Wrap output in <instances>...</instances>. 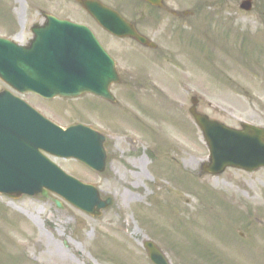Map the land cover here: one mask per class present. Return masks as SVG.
<instances>
[{"label":"rangeland","instance_id":"obj_1","mask_svg":"<svg viewBox=\"0 0 264 264\" xmlns=\"http://www.w3.org/2000/svg\"><path fill=\"white\" fill-rule=\"evenodd\" d=\"M40 9L90 21L74 0H0V15L22 41L23 25L40 20ZM122 13L132 19L128 9ZM231 16L232 23L226 22ZM207 18L200 25L167 19L157 28H140L156 50L105 38L121 76L111 86L121 99L113 107L88 95L73 100L27 95L60 125L76 117L108 134L101 173L76 160L49 157L112 201L91 216L50 191L0 196V264H150L142 246L147 239L171 264H264V230L253 227L248 236L240 224L246 217L247 224L254 223L252 218L264 223V169L250 173L229 167L219 175L199 174L208 149L188 113L195 95L197 111L209 119L234 128L241 122L264 127V22L256 21L254 12L233 8L232 14L217 10ZM0 26L4 32L5 22ZM123 100L143 108L138 111L142 120L117 115L114 107L126 104ZM190 158L194 162L185 164ZM238 232L243 239L246 234V241L238 240Z\"/></svg>","mask_w":264,"mask_h":264},{"label":"water","instance_id":"obj_2","mask_svg":"<svg viewBox=\"0 0 264 264\" xmlns=\"http://www.w3.org/2000/svg\"><path fill=\"white\" fill-rule=\"evenodd\" d=\"M79 2L108 31L115 34L124 31L140 43L154 46L98 2ZM47 19L55 21L52 17ZM59 29H71L72 33L66 34ZM32 31L35 35L28 48L0 40L2 79L20 90H29L46 98L72 97L84 92L109 98L107 86L117 80L113 64L109 60L107 64L90 69L88 48L93 41L84 28L46 25L32 28ZM66 45L70 46V51L64 49ZM191 103L189 111L209 149V161L201 165V171L219 174L226 166L248 171L264 167V130L248 124H242L241 130L228 128L196 113L195 98H191ZM0 122L10 131L8 135L0 128V192L18 196L23 193L38 195L50 190L91 214H98L110 203V199L100 200L95 188L64 175L39 152L41 149L60 157H73L101 172L106 159L103 136L80 126L63 131L9 95L0 97ZM145 246L153 263L168 264L151 242H146Z\"/></svg>","mask_w":264,"mask_h":264},{"label":"flooded vegetation","instance_id":"obj_3","mask_svg":"<svg viewBox=\"0 0 264 264\" xmlns=\"http://www.w3.org/2000/svg\"><path fill=\"white\" fill-rule=\"evenodd\" d=\"M107 1L106 2L112 5L111 7L118 12H123L124 9H128L132 16V19H129V21L137 30L147 27L157 28L161 24H165V20L167 19V17L173 18L174 21L183 20L182 22L189 23V21H187L186 19L193 16L194 13H196V10L200 12V10H203L204 7L223 9L228 13H232V7H237L238 12L243 13V11L239 9V5L243 0H158V3L156 5L150 4L145 0H131L128 2V5L123 3L124 0ZM190 3L192 4V10L184 8V6H187ZM251 12H254L256 21L261 22L262 20H264V0H250V12L248 13ZM3 19L5 18L0 15V25H3V23L5 22ZM44 23L45 22L43 20L39 21L40 25H43ZM24 29V32L27 36L29 32L28 26H24ZM96 29L98 28H92L102 47L106 49L111 55H113L114 53L111 52L106 46L105 38H110L116 41H123L124 38H118L116 36L110 35L103 30L101 32L105 34V36H99ZM13 35L14 31L11 27H9L5 36L7 38H12ZM4 88L5 85L0 81V90Z\"/></svg>","mask_w":264,"mask_h":264},{"label":"bare ground","instance_id":"obj_4","mask_svg":"<svg viewBox=\"0 0 264 264\" xmlns=\"http://www.w3.org/2000/svg\"><path fill=\"white\" fill-rule=\"evenodd\" d=\"M22 4L20 3V6H21ZM16 13L18 14V16H20V17H22V9H19V10H16ZM140 162H141V164H144V160H143V158L142 159H140ZM194 162V159L193 158H190L189 160H185L184 161V163L185 164H192ZM140 174H141V172H140ZM136 176H137V174H136ZM123 197H125V199H126V197H127V199H129V200H132V195H128V196H126V194H124L123 195ZM25 213V212H24ZM38 214H39V212H37ZM28 216V215H27ZM29 218H30V216H28ZM31 219V218H30ZM134 232H136V230H134ZM134 232H132V233H134ZM53 233L55 234L56 232H55V230L53 229ZM48 244H50V245H52L51 244V242L50 241H48Z\"/></svg>","mask_w":264,"mask_h":264}]
</instances>
